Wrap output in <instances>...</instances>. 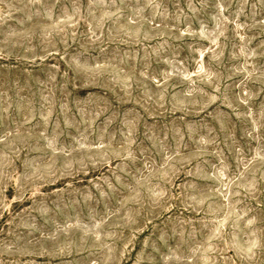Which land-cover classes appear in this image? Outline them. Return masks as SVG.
Instances as JSON below:
<instances>
[{"label": "rangeland", "instance_id": "obj_1", "mask_svg": "<svg viewBox=\"0 0 264 264\" xmlns=\"http://www.w3.org/2000/svg\"><path fill=\"white\" fill-rule=\"evenodd\" d=\"M0 264H264V0H0Z\"/></svg>", "mask_w": 264, "mask_h": 264}]
</instances>
